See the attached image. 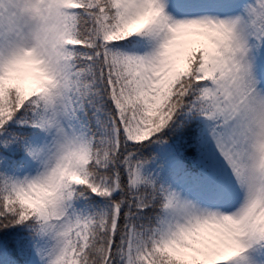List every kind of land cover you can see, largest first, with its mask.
Here are the masks:
<instances>
[{
	"label": "snow or ice",
	"instance_id": "1",
	"mask_svg": "<svg viewBox=\"0 0 264 264\" xmlns=\"http://www.w3.org/2000/svg\"><path fill=\"white\" fill-rule=\"evenodd\" d=\"M0 264H264V0H0Z\"/></svg>",
	"mask_w": 264,
	"mask_h": 264
}]
</instances>
